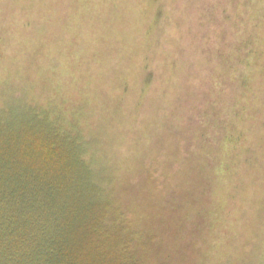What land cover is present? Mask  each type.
Here are the masks:
<instances>
[{"label":"rangeland","instance_id":"obj_1","mask_svg":"<svg viewBox=\"0 0 264 264\" xmlns=\"http://www.w3.org/2000/svg\"><path fill=\"white\" fill-rule=\"evenodd\" d=\"M29 101L148 264H264V0H0V114Z\"/></svg>","mask_w":264,"mask_h":264},{"label":"trees","instance_id":"obj_2","mask_svg":"<svg viewBox=\"0 0 264 264\" xmlns=\"http://www.w3.org/2000/svg\"><path fill=\"white\" fill-rule=\"evenodd\" d=\"M20 107L0 114V264H148L80 126L51 104Z\"/></svg>","mask_w":264,"mask_h":264}]
</instances>
